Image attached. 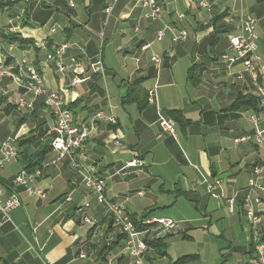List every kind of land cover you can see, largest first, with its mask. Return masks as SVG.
I'll list each match as a JSON object with an SVG mask.
<instances>
[{
	"label": "crops",
	"instance_id": "crops-1",
	"mask_svg": "<svg viewBox=\"0 0 264 264\" xmlns=\"http://www.w3.org/2000/svg\"><path fill=\"white\" fill-rule=\"evenodd\" d=\"M107 1L74 0L71 8L65 0H6L0 8L1 31L12 26L22 39L34 43L46 38L52 46L69 43L65 64L81 60L87 65L101 59L104 73L86 71L81 84L72 86L70 74L57 75L55 82L45 84L49 90L65 91L64 98L79 123H87L97 111L112 114L117 120L116 126L96 125L89 140L76 151L79 168L68 158L52 163L56 156L48 152L40 167L43 176L36 182L46 197L28 196L12 180L26 168L23 156L34 157L52 142L54 120L41 97L34 99L19 87L18 70L10 57L6 60L0 75V144L15 138L18 146L17 142L32 135L37 143L18 147L19 159L11 163L14 170L0 171V180L8 184L7 192H16L22 202L11 212V222L1 227L0 264H134L121 250L120 231L113 232L116 227L105 206L93 215L95 226L75 221V216L63 210L64 196L65 203H84L80 192L85 176L92 173L106 180L108 201L137 220L147 213L149 217L169 218L155 213L163 214L161 210L169 208L166 213L176 212L180 199L192 209L168 233L171 239L192 242L197 252L186 255L175 249L172 254L167 243L166 257L158 258L148 249L145 264H171L190 255L196 259L186 264H259L251 245L252 233L246 227L243 198L253 168L258 164L264 167V143L235 144L234 139L264 124L252 123L254 109L231 107L240 96L259 97L263 83L242 73L239 66L229 71L219 61L229 45L224 52H217L216 40H229L244 13L257 21V53L264 62V0H205L209 9L200 7L203 0H158L163 9L158 21L145 18L138 0H119L111 13L105 11ZM5 10L7 16L3 15ZM35 13L39 23L33 22L37 21ZM50 21L55 25L48 29ZM167 26L192 31V38L175 44L168 34L158 41V33ZM202 28L208 31L206 35L199 32ZM1 34L0 55L26 60L34 57L28 61L36 64L39 54H45L28 43H9ZM153 57L161 60V67ZM193 65L199 69L192 80L188 71ZM196 78L198 83L194 84ZM152 88H156L155 102L148 104L146 94ZM18 98L32 101L33 108L19 110L13 103ZM167 109L181 110L189 125L183 128L173 120L175 133L167 132L160 124L161 118L170 119ZM135 156L142 167L123 177L119 170ZM215 179L223 184L210 193L208 184ZM232 197L235 204L230 210L226 199ZM260 198L258 210L264 219V193ZM102 230L106 231L103 246L120 243L106 260L101 259L103 247L99 249L92 242ZM258 234L264 238V224Z\"/></svg>",
	"mask_w": 264,
	"mask_h": 264
},
{
	"label": "built area",
	"instance_id": "built-area-1",
	"mask_svg": "<svg viewBox=\"0 0 264 264\" xmlns=\"http://www.w3.org/2000/svg\"><path fill=\"white\" fill-rule=\"evenodd\" d=\"M2 1V0H0ZM69 7L74 8V0H65ZM238 2L240 0H232ZM119 0H108L106 6V13H111L118 4ZM138 5L145 11V18L151 21H158L162 16V6L158 0H138ZM201 8L209 9V5L205 0L199 3ZM182 17V16H181ZM180 17V18H181ZM1 18V11H0ZM257 21L251 17L244 15L239 18L238 27L234 33H230L229 48L219 57V61L229 71L239 66L242 68V73H249L254 81L259 79L263 83V87L260 89L259 98V111L255 112L251 116V121L254 125L259 123L264 124V62L260 57L258 51V36L256 32ZM17 28L10 26L7 33H17ZM54 31V29L52 30ZM170 34L171 41L175 44L182 43L188 40L189 33L187 30H179L171 27H165L158 33L157 40L162 41ZM37 49L44 50L45 56L48 61L54 60L58 73L61 76L70 74L71 85L83 83L86 79L83 76L86 71L95 74L104 73V65L101 59L96 61H89L87 65L81 60L72 62V64H65L64 56L69 49V43H62L58 46L50 45L48 39H41L35 41ZM11 58L13 67L18 70V77L16 82L19 87L25 89L26 92L32 94L33 98L41 97L43 104L47 107L53 117L54 125L51 127V133L53 139L51 140V148L56 158L52 163L59 160L68 158L71 165L74 168H79L80 164L75 159L76 151L87 141L92 135L98 123H107L112 126H116L117 120L112 114H105L102 111L93 112L89 116L87 123H79L76 120L75 113H73L67 100L64 98L65 91L61 88L57 91L49 90L46 87L43 79V71H41L34 63L29 62L25 58H13L11 55H0V75H3L1 67L4 66L6 60ZM153 62L157 67H161V60L157 57H153ZM49 66L51 65L48 62ZM69 68V69H68ZM73 68V70H70ZM231 73V72H230ZM238 78L241 79L240 72L237 73ZM156 88L149 89L147 91V102L153 104L155 102ZM19 110L32 109L33 103L26 101L23 98L15 99L13 102ZM161 126L169 133H175L176 123L173 120L161 118ZM255 141L258 144L264 143V127L256 128L253 132L243 133L240 137L234 139L235 144L242 142ZM119 145V142H116ZM19 149L16 144L15 138H9L0 144V171L8 164L17 162L19 159ZM142 167V162L138 157H133L130 162L128 161L124 167L119 170V173L123 177L132 175L136 170ZM264 167L260 164L253 168L252 176L248 181L245 196L243 198V205L245 208V217L252 233L251 244L254 248L256 258L259 264H264V243L258 234V228L264 224V219L258 210L262 200L260 194L264 193ZM43 176L42 168H35L34 171H27L22 169L12 180V183L21 188L28 196H36L41 199L46 197L43 190L36 187V182ZM84 183L91 192V197L99 204L106 207V214L111 217L114 226L117 227L120 234L124 235V247L122 251L130 257L134 264H145V256L147 254V244L144 240L146 231L158 232V236H164L166 233L175 228L176 222L170 218L163 217H148L139 220V224L143 227H148L146 231H139L137 229L136 222L133 221L130 214L124 212V210L117 204L111 203L106 199V180L97 173L85 176ZM223 181L221 179H215L213 183L208 184V190L213 192L216 186H222ZM70 201V199H66ZM231 210L235 204V197L226 199ZM22 206L21 199L16 192H7L6 185L0 181V233L1 227L11 222V212L16 208ZM88 206V202L84 204V207ZM82 221L85 224L92 226L96 225V222L92 219L84 217ZM81 258H85L84 254H81Z\"/></svg>",
	"mask_w": 264,
	"mask_h": 264
},
{
	"label": "rangeland",
	"instance_id": "rangeland-1",
	"mask_svg": "<svg viewBox=\"0 0 264 264\" xmlns=\"http://www.w3.org/2000/svg\"><path fill=\"white\" fill-rule=\"evenodd\" d=\"M3 1V0H2ZM1 1V2H2ZM4 1H6V0H4ZM40 13H42V12H40ZM182 14H183V16L185 17V13L184 12H182ZM3 15L4 16H7V11L5 10L4 11V13H3ZM177 15H179V13H177L175 16L177 17ZM34 18H36L35 20H37V21H33V22H36V23H39V20L40 19H38L39 17H38V13H35V17ZM178 24H179V22H177ZM55 25V23L53 22V21H50L49 23H47L46 24V26H47V28L49 29V27H51L52 28V26H54ZM202 31H199L201 34H207V32L208 31H206L205 29H201ZM235 31H232L231 33H234ZM188 33H189V38L188 39H191L192 38V31H188ZM229 41L230 40H228L226 37L224 38V37H221L220 38V40H218V43L216 44V50H217V52H224L226 49H227V47H228V45H229ZM33 47H36L35 46V44L34 45H32ZM37 48V47H36ZM36 52V51H35ZM261 54H263V53H261ZM26 57V56H25ZM263 57H264V55H263ZM31 58V59H30ZM27 60H34V57H29ZM34 62H36V66L41 70V71H43V79H44V81H51V82H55V80H56V76L57 75H59L60 76V74L58 73V70H57V67H56V63H55V61L54 60H50V61H48V58H47V56H45V54H39V56H38V60H35ZM48 62H50V66H49V64H48ZM69 69V68H68ZM70 70H73V68H71ZM254 112L252 111V114H253ZM250 114L251 113H249V112H247V113H245V115L247 116V117H249L250 116ZM48 118H49V116H48ZM250 124V123H249ZM248 124V125H249ZM250 126V125H249ZM12 164H9V165H7V166H5V168L4 169H2L3 171H6L7 172V170L10 168L11 169V171H13L14 170V168H12V166H11ZM10 166V167H9ZM9 173V172H8ZM12 173V172H11ZM84 184V188H83V190L80 192L82 195H83V200H84V203H82V204H77V205H75V203H65L64 202V198H65V196L62 198V204H63V210H65V211H68L69 212V214H71V215H73V216H75L74 217V219H75V221H80V220H82L84 217H87V218H89V219H93L94 220V216L93 215H95V214H97V212L98 211H101L100 209L102 208L103 209V207H104V205H99L92 197H91V195H90V191H89V189L86 187V185H85V183H83ZM82 198V197H81ZM106 199L108 200V197L106 196ZM78 200H80V199H78ZM82 200V199H81ZM86 202H88V206H86V207H84V204L86 203ZM117 203H118V200L116 201ZM119 204V203H118ZM75 206H76V208H75ZM78 207H81L80 209L78 208ZM77 208H78V210H77ZM176 209H177V211L176 212H174V211H172V212H169V213H166V211H169V210H171L170 208L169 209H166V210H161L162 212H164L163 214L162 213H159V212H157V213H155V215H158V216H168L169 218H171V219H173L176 223H177V225H179L178 224V222H179V220H181V219H185V218H187V216L186 215H189V212H191L192 211V209L189 207V208H187V205H186V203L184 202V200L183 199H180L179 201H178V203L176 204ZM146 210V209H145ZM181 211L182 210V212H179V211ZM159 213V214H158ZM186 214V215H185ZM109 219V218H108ZM108 223H109V221H108ZM107 223V224H108ZM108 227H109V224H108V226H107V228H106V231H107V229H108ZM246 227H248L249 229H250V227H249V225H248V223L246 224ZM105 230H102L101 231V233L98 235V236H95V238H92V242H94V244L99 248V249H101L102 247H104L103 246V242H102V240L101 239H103V238H105V232H106ZM113 232H118V229L117 228H115L114 230H113ZM116 236H117V234H116ZM213 241H216V242H219L220 243V239H214ZM102 242V243H101ZM166 243H168V245H169V247H168V252L169 251H171V253L173 254V252H174V250L176 249V251L179 253V254H195L196 252H197V249H195V245L192 243V242H189V241H183V240H180V239H171V238H169V239H167V241H166ZM93 244V243H92ZM101 244V245H100ZM174 244V246H172ZM89 246V245H88ZM87 246V247H88ZM170 246H172V248L170 249ZM90 247V246H89Z\"/></svg>",
	"mask_w": 264,
	"mask_h": 264
},
{
	"label": "trees",
	"instance_id": "trees-1",
	"mask_svg": "<svg viewBox=\"0 0 264 264\" xmlns=\"http://www.w3.org/2000/svg\"><path fill=\"white\" fill-rule=\"evenodd\" d=\"M3 1L2 2L0 1V8H2V6H3ZM0 33H2L1 34L2 37L4 39H6L9 43H12V42L13 43H15V42L20 43L21 42V43H28V44L34 45V41L24 40V39H22V37L18 33H7L5 31H1V30H0ZM216 41H218V40H216ZM198 69H199V67L197 65H193L189 69L188 75L190 76V78H192V80H193L192 75ZM197 81H198V79L196 78L193 81V83L197 84L198 83ZM146 102H147V94H146ZM241 106H245V107L248 106V108L254 109L255 112H258L259 111V98L254 97V98L244 99L242 96H240V97H238V100L234 103V105L231 108H238ZM44 107H45V105H44ZM45 108H47V107H45ZM165 114L168 116V118L174 120L179 125H182L183 128L186 127L187 125H189V121L184 117L181 110H178V109L168 110L167 109V110H165ZM36 141H37L36 135H32L29 138L24 139V140H20L17 143H18V147H23V146L30 145V144H36L37 143ZM50 151H52L51 143L44 146L43 149L38 154H36L34 157L33 156H26V155L23 156V161H24V164L26 166V168H24V170L29 171L28 169L41 167L43 164V157ZM2 183H4V185H6V186L8 185L6 182H2ZM149 216H150V213H147L142 219H145V217L148 218ZM131 217H132L133 221L136 222L137 229L139 231L142 232V231H146V229H149L148 227L145 228V227L141 226L138 222L139 220H137L134 216H131ZM112 224H113V222H112ZM170 237H171L170 233H166L164 236H158V232H151L148 230V232L146 231V233L144 235V240H145V243L147 244L148 249H152L158 258H160V257L163 258V257L167 256L166 250H167L168 245H167L166 241ZM120 238H121L120 240L123 241V246L121 247L123 249L124 241H125L126 237L121 234ZM261 241L264 243V238H261ZM118 245H120V243L116 244V246H118ZM116 246H104L102 248L101 259L106 260L107 255H109L110 252L113 250V248H115ZM148 249H147V252H148ZM252 249L254 251L253 246H252ZM146 256H147V254H146ZM146 256H145V258H147ZM195 259H196V256H193V255L183 256L171 264H186V263H189Z\"/></svg>",
	"mask_w": 264,
	"mask_h": 264
}]
</instances>
